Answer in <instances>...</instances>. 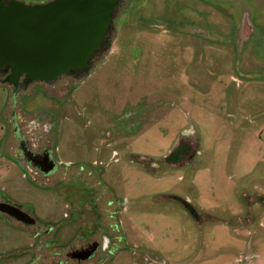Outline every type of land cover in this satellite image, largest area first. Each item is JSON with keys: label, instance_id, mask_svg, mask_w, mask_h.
Segmentation results:
<instances>
[{"label": "rangeland", "instance_id": "374dc122", "mask_svg": "<svg viewBox=\"0 0 264 264\" xmlns=\"http://www.w3.org/2000/svg\"><path fill=\"white\" fill-rule=\"evenodd\" d=\"M121 1L87 76H0V202L41 228L0 213V264L103 238L100 264H264V0ZM13 117L55 173L19 158Z\"/></svg>", "mask_w": 264, "mask_h": 264}, {"label": "water", "instance_id": "95a60500", "mask_svg": "<svg viewBox=\"0 0 264 264\" xmlns=\"http://www.w3.org/2000/svg\"><path fill=\"white\" fill-rule=\"evenodd\" d=\"M118 5L119 0H54L44 5L1 0L0 68L11 70L2 84L27 87L62 76H87L92 68L89 54L111 30ZM0 213L35 226L15 206L0 202Z\"/></svg>", "mask_w": 264, "mask_h": 264}, {"label": "flooded vegetation", "instance_id": "af4514ba", "mask_svg": "<svg viewBox=\"0 0 264 264\" xmlns=\"http://www.w3.org/2000/svg\"><path fill=\"white\" fill-rule=\"evenodd\" d=\"M1 1V0H0ZM2 1H15L19 2L17 0H2ZM54 0H50L49 2H52ZM48 2V3H49ZM21 3V2H19ZM24 4V3H23ZM47 4V3H46ZM123 6V1L119 0V5L114 11L113 19L111 20V26L114 19H116L119 9H121ZM113 30V31H112ZM114 28L112 26L111 30H109L108 35L101 41V45L97 50H91L89 56L90 64L93 67V61L97 59L98 57H101L102 55H105L107 53L108 48L111 44V36L113 35ZM109 44V47H106V45ZM92 69V68H91ZM11 74L10 69L0 68V76H4L5 78L8 77ZM72 77V76H67ZM77 78V77H74ZM4 80V79H3ZM22 81V79H20ZM29 86V85H28ZM27 86V87H28ZM12 88L13 93H15L20 87H23L24 89H27V87L23 86L21 83L17 85H11L9 86ZM15 118L16 115L13 114ZM13 117L9 121V123L13 126L15 140H16V151L17 155H19V158L23 160L24 164L28 165L30 168L35 170L36 172L40 173L42 176L47 177L53 173H55L58 170V166L56 165L53 155L51 152V149L48 145L42 144L41 147L35 148L33 147L29 140L27 138H24L20 133L17 126V121ZM46 120V118H45ZM38 121L37 123H39ZM194 151V146H192V143H190V140H185L182 147L178 151L174 157L172 156L171 159L174 161V163L181 161L183 159L184 161L187 160L191 153ZM196 151L193 153L195 154ZM170 160V159H169ZM72 177V175H71ZM87 179L90 178V176H85ZM93 177V176H92ZM87 179H81L82 183L88 185ZM93 179V178H92ZM100 181L99 179H94ZM84 186V185H83ZM18 208V207H17ZM3 215V214H2ZM5 216V215H4ZM7 217V216H5ZM10 220H13L9 217H7ZM15 221V220H13ZM16 222V221H15ZM20 225H23L20 222H16ZM34 228H37L39 231L41 230L40 227L33 226ZM29 227V228H33ZM47 231V230H46ZM41 232V231H40ZM113 239H105L103 238L100 241L97 240H90L87 239L81 243H77L74 248L68 247V250L64 251L63 253L56 252L54 254L57 259L53 264H100V262H104L106 256H113L116 251L113 250L114 248ZM98 259L99 262H94ZM102 264V263H101Z\"/></svg>", "mask_w": 264, "mask_h": 264}]
</instances>
